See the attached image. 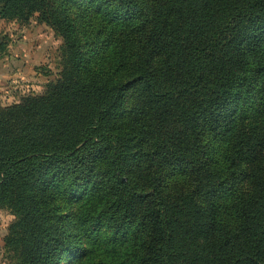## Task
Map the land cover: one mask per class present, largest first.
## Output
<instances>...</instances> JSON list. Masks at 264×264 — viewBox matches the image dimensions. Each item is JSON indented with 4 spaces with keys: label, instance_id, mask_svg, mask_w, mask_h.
<instances>
[{
    "label": "trees",
    "instance_id": "16d2710c",
    "mask_svg": "<svg viewBox=\"0 0 264 264\" xmlns=\"http://www.w3.org/2000/svg\"><path fill=\"white\" fill-rule=\"evenodd\" d=\"M58 1L0 0L1 19L38 15L65 42L62 77L0 107L5 246L59 264L71 202L82 264H264V0H87L127 25L104 78L81 74Z\"/></svg>",
    "mask_w": 264,
    "mask_h": 264
},
{
    "label": "rangeland",
    "instance_id": "374dc122",
    "mask_svg": "<svg viewBox=\"0 0 264 264\" xmlns=\"http://www.w3.org/2000/svg\"><path fill=\"white\" fill-rule=\"evenodd\" d=\"M58 2L67 9L79 45L87 56L81 66V74L88 76L91 71H99L101 75L103 69L116 61L121 47L120 33L127 29V25L110 22L108 13L96 3L87 0ZM64 44V38L48 23L39 20L38 15L33 16L28 23L0 18V107L18 103L24 96L41 94L47 84L59 80L65 71ZM106 76L102 74L101 78ZM110 78L128 81L130 76L115 74ZM134 88L135 84L130 83L129 102L135 100ZM242 186L239 185L237 190ZM60 209L72 215L74 247L59 264H82L93 251L79 248V245L89 243L78 219V207L71 202H62ZM0 210L12 213L9 209ZM228 222L232 227L237 224L232 212L228 214ZM9 226L4 228L0 225V264H20L16 253L5 246L4 236Z\"/></svg>",
    "mask_w": 264,
    "mask_h": 264
},
{
    "label": "clouds",
    "instance_id": "9594fccd",
    "mask_svg": "<svg viewBox=\"0 0 264 264\" xmlns=\"http://www.w3.org/2000/svg\"><path fill=\"white\" fill-rule=\"evenodd\" d=\"M15 219L16 217L14 214L6 213L3 210H0V225H2L4 228H7Z\"/></svg>",
    "mask_w": 264,
    "mask_h": 264
}]
</instances>
